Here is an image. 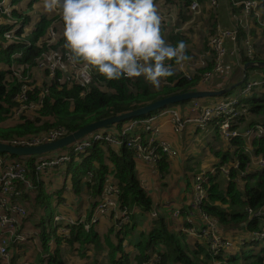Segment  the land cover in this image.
Returning a JSON list of instances; mask_svg holds the SVG:
<instances>
[{"label": "trees", "instance_id": "1", "mask_svg": "<svg viewBox=\"0 0 264 264\" xmlns=\"http://www.w3.org/2000/svg\"><path fill=\"white\" fill-rule=\"evenodd\" d=\"M24 0H12V5L16 9L21 7ZM36 2L39 0H32L30 2ZM172 2L173 0H167ZM246 1H258L261 0H227L228 5L231 7L232 15H241L243 12V5L235 6V3H243ZM204 0H199L200 6H203ZM262 6H264V0H262ZM190 0H184V5L188 7L190 13L191 7ZM261 6V8H262ZM13 10L11 19L7 16H3V21L12 20L20 23L21 29L16 33L15 42L7 44L5 35L13 27L10 25L0 26V123L4 122L13 114V110L19 107L16 98L22 93V83L18 78L14 76L13 69L20 70L24 68V73L29 72L36 67L38 58L45 52L50 50H58L60 48L66 50L65 40L60 39L57 45H49L46 37L48 30L56 22V18L47 17L43 14L37 24H34V29L27 36L25 30L29 29L33 24L34 18L31 14H20L19 11ZM231 14V12L229 11ZM191 14V13H190ZM219 17V9L217 13ZM186 21L187 19L184 18ZM256 20V19H255ZM217 22V23H216ZM222 24V20L213 22V32L210 37H218L216 33V27L219 23ZM215 28V31H214ZM228 28V27H225ZM161 34L165 29L161 28ZM227 30V29H224ZM177 29H173L169 35L170 45L175 46L179 41H184L187 46L186 40L181 35V31L175 32ZM252 35V33H251ZM248 36L244 32V29L238 26L237 30V45H232V50H236V55H233L240 65H246L248 63L264 62V57H260L261 53H255L253 56H247L246 44ZM225 42L228 44L227 40ZM226 45V44H225ZM230 45V46H231ZM254 45V44H253ZM256 49L257 46L255 45ZM69 50V49H68ZM211 54L204 57V67L196 69L199 73L196 77H192L188 80L186 77L176 75L164 79L166 86L161 89L153 88L151 84L141 78H132L120 80L107 81L95 69H91L92 83L86 87L81 86H57L54 84L49 87L48 84L42 88H36L34 91L27 94V103H41V107L36 111L37 117L35 120H30L26 115L21 116V123L15 127H0V143L10 144L17 139H28L40 137L43 133L62 131L65 136L79 131L80 129L103 119L122 115L125 113L133 112L137 109L155 103L161 99L187 93L192 90H197L200 80L207 74L212 75V80L215 81L217 75L221 76L216 71V58L217 53L214 46H210ZM17 54H21V57H16ZM186 56L189 54L188 49L185 47ZM81 63L82 62H78ZM175 63L172 62L171 66ZM261 72L264 75V69H248L247 75L250 72ZM247 77V76H246ZM264 80V78H261ZM237 84V83H236ZM227 88L233 86V84L226 85ZM248 86L247 78L238 87L241 90L238 98L240 103L245 106L246 113L239 119L238 128L240 131L245 129H254L257 126H263L264 122L259 123V120H264V84L261 87H256L250 92L245 93ZM261 91H259V90ZM47 91L43 96L42 93ZM235 90V89H234ZM223 96V98H230L232 92ZM222 97L214 98L219 102ZM193 101L183 102L176 106L187 107L192 106ZM174 107V106H173ZM163 108L150 115L134 118L129 121L116 125L114 130H121L124 125L136 121L143 120L154 114H159L165 111ZM168 109V107H167ZM52 121V122H51ZM40 124V125H39ZM217 129L218 126L214 124ZM245 127V129H244ZM142 129L139 128L133 133L126 136L129 139L138 133H141ZM146 135H144L145 138ZM247 140L245 138H236L230 147L234 150H227L222 155V162H232L235 158H238L240 164L238 169H231L230 181L227 186L223 185L222 180L218 177V182H215V178L211 176L210 185L208 186L209 200L205 203L203 209L212 218H218L221 224L225 227V230H233L236 226H240L243 223L248 222L251 231H259L257 228L259 224L257 219L250 220L247 209H252L255 212L264 209V170L259 171L256 174L249 175L246 178L244 189L241 190L237 183L236 178L239 176L240 171H246L247 166L251 163V157L246 153ZM254 154L262 156L264 158V136L256 139L253 142ZM8 155L0 154V157H7ZM14 161H21L27 165L26 168V180H29L33 186L32 189L26 191L23 195V202L28 210L26 221L34 219L36 227L41 232V241L43 243L44 254L47 257L42 258L38 256V262L40 264H67L68 259H64V253L61 249V243L63 238L58 237L57 230L51 226L53 222L52 211V196L48 194V189L45 186V179L38 176L36 173V159L35 158H23L8 156ZM109 164H107V161ZM66 174L70 176L71 182L77 192H80L81 185L88 177V173L92 172L93 178L86 182V185L90 191H92L93 197H97L102 194L104 185L108 179V174L113 173L114 179L120 189V203L122 206L138 205L145 212H150L153 207V202L149 195L141 187L137 178L136 163H135V151L129 148L127 145H122L120 148H115L108 144V142H101L94 144L86 154L80 156L79 161L70 162L65 166ZM161 172L167 173L168 163L167 156L163 155L162 161L159 164ZM60 169V168H59ZM72 169V170H71ZM71 170V172H70ZM19 181V180H18ZM62 191H58V195ZM95 205H93L94 207ZM96 208V206H95ZM93 208V210L95 209ZM45 210V217L41 219L39 217L40 210ZM93 212V211H92ZM92 212L89 213L91 217ZM31 216V217H30ZM49 216V219H48ZM252 222V223H251ZM111 228L109 233L113 235L116 231V225ZM242 227L241 229H243ZM130 225H125L124 229L115 233L113 238L107 237L106 243L108 245V255L110 264H131L132 260L137 264H144L152 257V253H158L161 258L160 264H210L213 261H224L222 256L213 257L210 252L209 246L200 242H194L193 245L183 242V235L178 233H171L164 221L163 217L156 220L154 227L146 235L143 241H140L135 247L138 249L139 254L132 258L130 255L123 251V243L130 236ZM55 239L56 247L52 250L50 242ZM114 239V241H113ZM70 247L74 248L76 244H79V254H86L92 247L96 250L101 247V238L99 234L92 228L86 231L83 226L73 227L71 230V239L67 240ZM182 244L186 245L183 248ZM239 244V243H238ZM257 248L258 245H262L261 242H254L249 244ZM163 247V248H159ZM11 251V248H9ZM163 251V252H160ZM12 252V251H11ZM261 254L254 255V251L248 253L247 258L253 259L252 264H264V248L260 252ZM84 257V256H82ZM202 257V258H201ZM204 257V258H203ZM238 258H232L227 261L228 264H235Z\"/></svg>", "mask_w": 264, "mask_h": 264}, {"label": "built area", "instance_id": "2", "mask_svg": "<svg viewBox=\"0 0 264 264\" xmlns=\"http://www.w3.org/2000/svg\"><path fill=\"white\" fill-rule=\"evenodd\" d=\"M213 3H217L218 0H211ZM191 7L190 13L199 11V0H190ZM243 5V12L239 15H231L235 20H240L245 24L242 28L248 36L246 44L247 56H253L256 51H261L260 49L264 46L263 42L252 43L251 33L253 27L248 24L251 21L257 20L260 16L262 3L258 1H246L243 3H235V6ZM264 6H262L263 9ZM12 5V0H0V26L10 25L13 28L6 33L5 38L7 44H12L15 42L16 33L21 29L20 23L12 20L3 21V16H7L11 19V14L15 10ZM264 11V9H263ZM26 14H30L26 12ZM256 19V20H255ZM262 25V24H260ZM224 30V29H223ZM237 30L238 26H234L231 30L232 32L226 31L224 38H228L234 46L237 44ZM49 31L54 33V29L50 28L48 30L47 37L49 36ZM223 31V32H224ZM56 34V32H55ZM218 34L220 32L218 31ZM220 37V35H218ZM219 37L212 41V45L217 53L218 57H224L227 53L225 41L221 43ZM47 40L49 45H55L59 41V36L55 39L54 44L52 41ZM257 46L255 49L254 46ZM227 50H229L227 48ZM62 53L63 55H60ZM230 55H236V50L233 49ZM61 56V57H60ZM71 51L66 49L50 50L43 53L37 60V67L43 72V76L46 77V71H49V79L46 83L41 84L38 88L44 87L48 84L49 87L56 84L57 86H81L86 87L92 83V70L91 68L87 72V76L81 71L82 64L80 67L75 65L71 59ZM16 57H21V54H17ZM67 64L72 68L77 69L76 73H70ZM46 67V68H45ZM45 68V69H43ZM216 68V67H215ZM219 68V65H218ZM218 69L216 68V71ZM14 76L18 78L19 82L22 83V93L17 96L16 99H25L27 103V94L34 91L36 88L33 86V82L29 74L24 73V68L20 70L13 69ZM218 73V72H217ZM224 73H221L223 76ZM207 74L205 77H207ZM220 76V75H219ZM189 80L190 77H187ZM264 84V80L260 79L248 83L245 93L250 92L256 87H260ZM42 93V96L46 93ZM202 100H194L193 105L190 109H182L183 112L189 111L185 116L176 108L165 109V111L149 116L143 120H136L130 122L123 126L121 130H102L94 132L82 140L76 142L71 147L64 149L65 151L61 155H46L42 157H37L36 159V173L38 176L42 177V174L50 170H55L57 168H64L68 163L72 161H79L80 156L86 154L88 150L96 143L108 142V144L116 147H121L122 145H127L129 148L135 151V158L139 161L149 163L159 167L162 161L163 155L168 158H174L178 156L177 151L173 147L172 143L165 141L161 137L163 126L166 120L169 119L172 123L173 130L175 134H181L189 125H192L195 130H204L211 124H216L218 126V132L220 137L231 144L236 138H245L249 143L246 147V153L252 158L256 157L258 159V166L264 169V158L262 156H257L254 154V149L251 144L254 140L264 136V127L257 126L254 129H247L245 131H240L239 119L246 113L247 108L240 103L238 97L235 98H223L218 100L219 102L212 103H202ZM28 105V103H27ZM34 105V103L29 104ZM41 107V103H39ZM39 107V108H40ZM141 128L142 132L136 134L135 136L126 139V136L133 133L137 129ZM144 135L145 138H144ZM65 136L62 131L49 132L47 135L42 137H37L32 140L28 139H17L14 140L12 145L14 146H37L44 143L55 142ZM78 158V159H77ZM240 164L239 159L234 162V168L238 169ZM251 164V163H250ZM249 165V164H248ZM26 168L27 165L21 161H14L7 157H0V264H12L11 260V245H19L26 243L29 238L33 236V233L27 232L24 229V223L28 215L27 207L23 202V195L26 191L33 188L31 182L26 180ZM214 168L210 173L209 169H202L193 179V206L197 208L202 213V218L204 220L205 226L191 227L186 230L188 236L193 237L195 241L205 242L213 257L222 256L233 246L232 242L222 235L216 229V223L212 221L208 214L204 211L203 207L209 200L208 186L210 185L211 176H216L218 173H222L226 178L231 174V166L229 163L221 164L218 166H213ZM210 168V169H211ZM249 166H247L244 173L248 174ZM243 173V174H244ZM90 176L92 173L89 174ZM19 180V181H18ZM112 182H108L105 190L103 191L101 200L98 202L92 217L87 221L85 218L72 220L63 215L55 214L53 216L54 227L57 231H61V234L65 238H69L71 235V230L73 227L83 226L86 231L97 227L100 218L105 216H113L116 224V231L120 232L124 229V226L129 222V216L131 212L127 206H122L119 200L120 189L114 186ZM249 214V219H257L259 224L264 222V209L255 212L252 209H247ZM179 211L175 213L174 216H178ZM158 212H153V217H157ZM190 222L192 220L190 219ZM215 223V225H214ZM60 225L62 227H60ZM34 235L39 237V233L35 231ZM264 231H252L251 238L248 242L241 241L239 247H245L247 244H252L254 242L264 243ZM52 244H55V239H52ZM161 261L160 256L156 254L152 255L149 261L144 264H159ZM22 264H31L29 262H24Z\"/></svg>", "mask_w": 264, "mask_h": 264}, {"label": "crops", "instance_id": "3", "mask_svg": "<svg viewBox=\"0 0 264 264\" xmlns=\"http://www.w3.org/2000/svg\"><path fill=\"white\" fill-rule=\"evenodd\" d=\"M223 1H224L223 6L219 7L220 22L222 20L221 25L229 28V26H231L229 7L226 6L228 5L227 1L226 0H223ZM224 8H227L228 13L227 11L226 12L222 11ZM36 14H37V10L34 12V14H31V15L36 17ZM253 36L255 35H252V37ZM252 37H251V41L253 44L255 42L256 43L258 42V44L259 42H263V39L260 41L256 40L255 42H253ZM227 42L229 43L227 44L225 42L226 47L229 49V52H231L232 43L228 40ZM231 56L234 57L233 55ZM243 66L244 65H242V67ZM234 67L243 72L242 68L237 67V66H234ZM232 75L234 76V73ZM218 77H221V79H224V77L222 76H218ZM215 82H216V79L213 83ZM228 83L229 82H226L224 84L219 83L217 85H214V87L219 89L220 87L224 85L225 86L229 85ZM207 103H211V102H207ZM263 122L264 120L262 119L259 120V123H261V125H263L262 124ZM213 125L214 124L209 125V127H207L206 129L202 131L210 132L211 136L214 135V133L219 134L217 127L214 125V128H213ZM195 132L196 130L194 127H187L181 134L177 135L175 134L173 130L171 121L169 119L166 120V123L163 126L161 137H163L165 141L172 143L173 147L178 153L177 157H174V158L167 157V163H168L167 171L168 172L166 174L161 172L159 167L149 164V163H145L143 161H139L135 158L137 178L139 180L141 187L151 198L153 202V207L150 212H145L138 205H131L130 207L127 206L131 212V216H129L130 219H129V222H127V225H130V227L131 228L133 227V229L130 234L131 236L127 237V240L125 241V243H123L122 248H123V251L127 253L128 255H130L132 258L133 257L135 258L139 253L138 249L135 246L140 241H143L145 239L146 235L149 234L150 230L154 227L156 220H158L160 217L164 218V221L168 227L169 232L178 233V234L183 235L184 242H185L184 240L185 238L191 239V242H192L191 245H193L194 242H197L195 241L193 237H190L187 235L186 230L190 229L191 227H194L195 225L205 226V223L202 218V213L197 208H194L193 206V180H190L188 176L184 175L185 169L188 168L184 166V162H185L184 160L190 161V163H195V165H198V164L202 165V163H200V158L196 155L192 157V159H190L188 155H185V159H184V156L182 157L179 156L185 147L183 143H180L181 140H187V139L194 138L195 142H197L198 137L195 136ZM205 141L206 140L203 138H201L200 140V142H205ZM253 142L251 144L252 148H253ZM220 144H223L226 147V149L222 151L221 153H218L217 155L218 157H221V161L218 163V166L223 164L222 155L231 148L230 144L224 141L219 135L218 146ZM247 146H249L248 142H247ZM115 148L118 149L120 147L115 146ZM237 159L238 158H235L232 162H226V163L230 164L231 169H235L234 162ZM106 161H107V164L110 165L109 161L108 160ZM251 164H252V167L249 168L247 177L249 175L258 173L261 170H264L258 166V159L256 157L251 158ZM213 166L215 165L208 166L205 163V167H202V168L208 170ZM65 168L66 167L55 169V171L56 170L63 171L64 179L62 181H59L58 183L53 182L52 184L53 187L48 189V194L53 195L51 204H52V208L54 209V215L59 214L67 218H72V216H77L75 220L85 218L87 221H89V219L92 217L94 213L93 208H95V206H97L98 202L101 200L103 192L101 195L97 197H93L92 191L88 189L86 182L93 178V176L89 175L92 172L88 173L87 175L88 177H86L85 181L81 185L80 192H77L76 189L74 188L73 183L71 182L70 176L66 174ZM201 170L202 169H194L193 173L197 175ZM195 175L192 176L193 179ZM171 177L172 179H169ZM213 177L215 178L214 179L215 182L218 180V177L223 178L224 181L226 178L222 173H218L216 176H213ZM175 178H177V181ZM109 181L115 184L114 185L115 187H118L117 182L114 179L113 173H109L108 179L106 181V184L104 185L103 191L105 190L107 183ZM172 181L175 182L176 186L175 184L172 183L167 193L165 194L164 191L167 188V183L172 182ZM245 183H246V179L244 183L238 185L241 190L244 189ZM223 185L226 187L225 184ZM58 191H62L60 195H58ZM85 191L89 193L87 197H85V194H84ZM88 200H91V206L89 205ZM93 205L95 206L93 207ZM75 209L79 211L78 214L75 212ZM154 211L158 212L157 217H153ZM177 211H179L180 214L178 216H174ZM90 212H92L91 217H89ZM75 213L77 215H75ZM142 214L143 216H141ZM144 215H146L147 218H145ZM39 217H41V219L45 217V210L42 209L39 211V216L37 215L36 219H38ZM209 218L216 223V225L215 223L214 225L216 226V229L219 232V234L222 235L224 238L230 240L233 244V246L223 255L224 256L223 258H225L226 262L232 258H238L236 260V263H237V261L239 260L238 254L242 252L245 248V247H239L238 243H240L243 240L248 242L251 238L252 231L249 232L251 230L249 228V224L246 222L240 226H236V228H232L233 230L226 231L225 227L221 224L218 218H215V217L211 218L210 216ZM145 219H148V221H145ZM190 219L192 220V222H190ZM33 223L34 224L32 225H35V226L37 225L35 224V222ZM108 223H111V225L114 226V218L109 217V216L101 217L99 224L96 225L97 227L94 228V231L97 234H99L101 240L104 239L103 235L107 233L105 232V226ZM32 225L28 223V220L25 221L24 223V229H26L27 232L33 233V236L29 238V240L26 243L15 245V246L11 245L12 264H22L24 262H29L31 264H40L37 260L38 256H41L42 258L47 257V255L44 254L45 251L43 249V243L41 241L42 240L41 232L37 227L32 226ZM60 227L62 226L60 225ZM242 227L244 228L241 229ZM35 231L39 233V237H37V235H34V233H36ZM233 232L238 235L245 233L247 236H249V240H246V238L243 237L240 240H238L236 243H234V240L231 237V233ZM57 235L58 237L63 238V241L61 243V249L64 253V259L66 258L68 259L67 264H90L92 262L91 260H93L92 257L97 256L95 254L96 250L93 247L86 254L80 256L79 250H78L80 249L79 244H76L74 248H71L69 242H67V240L71 239V235L69 236V238H65L61 234V231H57ZM200 243H202L204 247L207 246L205 242H200ZM104 245H105V242H104ZM50 246L53 250L56 247V242L55 244H52V242H50ZM263 248H264V245L263 246L258 245L257 248H255L254 246H251L248 252L245 253V256L243 257L242 259L243 261L241 264H252L253 259L247 258L248 253L250 251H254V255H258V254H261L260 252L262 251ZM104 251H106V249ZM160 252H163V251H160ZM153 254L159 255L156 252H153ZM104 258H106V253L104 254ZM218 262L220 261L218 260ZM131 264H137V263H135V261L132 260Z\"/></svg>", "mask_w": 264, "mask_h": 264}, {"label": "rangeland", "instance_id": "4", "mask_svg": "<svg viewBox=\"0 0 264 264\" xmlns=\"http://www.w3.org/2000/svg\"><path fill=\"white\" fill-rule=\"evenodd\" d=\"M30 1H32V0H24L21 4V7L20 8L18 7L16 9L17 11H19L20 14H22V13L26 14V12L34 14V12L37 10L36 17H34L31 20L33 24L30 26L29 29L25 30L27 36L30 34V32L33 31V29H34L33 25L38 23V21L40 20V18L43 14H46L47 17L57 19L56 22L54 23V25L51 27L54 29L56 34H55V32L52 33L51 31H49V36L46 37V39L52 41L53 44L55 42V39L58 36H59V39H63V37H64L63 36L64 25H63V20L61 17L60 10L55 9L52 11H48L45 8V0H39L36 2L35 1L30 2ZM261 2H262V0H261ZM154 3L156 6V9H157V13H158L160 20H161L160 29L161 28L165 29L164 33L161 35H162L163 39L166 41V43L170 44V40L168 38H169V35L171 34V31L174 28L177 29V31H181V35L184 37V39L186 40V43H187L186 48L189 51V54L187 55L188 59L183 61L179 65L175 64L174 66H172L173 72L176 75H180V77H182V76H184L186 78L187 77H190V78L196 77L197 75H199V73L196 71V69L204 67V63H205L204 57L207 58V56H210V54H211L210 46L212 44V41L215 38H217L214 36L210 37V34L214 33L213 28H212L213 22L216 20L217 21L220 20V17H218L217 13H218L219 7L223 6L224 1L218 0V2L215 4L211 0H204L203 6L202 5L200 6L199 11L197 10L196 12H191V14L188 11V7L184 5V0H173L172 2H168L167 0H154ZM226 6L229 8L231 7L230 4L226 5ZM263 9L261 8L260 16L257 17L256 22L253 20L248 24L249 26L253 27L252 35H255L253 37L251 35L253 42H255L256 40L260 41L262 39L264 41V11H263ZM220 11H221V9H220ZM222 11L223 12L227 11V13H228L227 8H224ZM184 18H186L187 20L185 21ZM230 20H231L230 21L231 26H229V28H225L219 22H218L219 23L218 26L216 27V29H217L216 33H218V31L220 32V34H219L220 37L219 36L218 37H219V40L221 41V43L228 39V38H224V34L226 33V31H224L223 29H227L228 32H232L231 30L233 29V27L235 25L240 26V27L245 26V24L242 23L240 20H235L231 14H230ZM260 24H262V25H260ZM177 31H175V32L177 33ZM214 31H215V28H214ZM58 42L59 41H57V43L55 45H57ZM260 50L261 51H256V53H261L260 57H264V46ZM226 51H227V53L224 57L216 58V68L218 69L217 72L220 74L224 73L222 76V77H224V79H221V77H218V75H217L216 82L213 83L214 81L212 80L211 74H209L207 77L204 76L202 78V80H200V83L198 85L199 87L197 88V90L219 91V89L227 88V86L224 85L218 89V88H215L214 85H217L219 83L224 84L226 82H229L228 84L238 85L243 80L244 70L242 72L239 69L234 67V66H237V67H240L243 69L242 65H240L238 62H236V59L230 55L232 51L229 52V50H227V48H226ZM60 55H63V54L60 53ZM168 63L171 64L172 62L170 61ZM75 65H77L79 67L81 66V65H78L76 63H75ZM218 65H219V68H218ZM45 68H43V69H45ZM67 68H68L70 73H76L77 72V69L72 68L68 64H67ZM233 73H234V76L232 75ZM46 74H47L46 77L43 76V72L37 67V65L35 68H33L29 72V76H30V78L33 82V86L35 88L39 87L41 84L46 83V80L49 79V71L48 70L46 71ZM246 78H247L248 83H251L253 81H257V80H260L261 78H264V75H262L261 72L252 71L247 75ZM164 86H166V84H165V81L162 80L161 85L158 89H161ZM241 90L242 89L236 88L232 92V94L229 96H231L232 98L238 97L239 94L241 93ZM257 90H259V89H257ZM259 91H261V90H259ZM16 101H17V103H19V107L12 111L13 114L10 115L7 120L0 123V127H3V128L15 127L16 125L21 123V116L23 114L26 115L27 118L30 120H35V117H37L36 111H38L40 109L39 108L40 105H38V103H34V105H29V104L27 105L26 100L25 99L23 100L22 98L16 99ZM214 101H216V100L214 98H212V99L202 100L201 102L202 103H207V102L212 103ZM173 108H176L177 110H179L183 114L191 113L189 111H185V112L182 111V109H190L191 110V106L180 107V106L174 105ZM173 108L168 107V109H173ZM189 127H193V126L189 125ZM213 128H214V125H213ZM48 133H43L40 137L47 135ZM195 136L198 137L197 142H195L194 138L187 139V140H181V142H180V143H183V145H185L182 153L179 155L180 157L184 156V159H185V155H188L190 157V159H192V157H194L196 155L200 158V163H202V165L201 164L195 165V163H190V161L184 160L185 161L184 166L188 167L187 169H185L184 175L188 176L190 178V180H193L192 176L195 175L193 173L194 169H204L202 167H205V163L208 166H212V165L218 166V163L221 161V157H218L217 155H218V153H221L222 151H224L226 149V147L223 144H220L218 146L219 134H217V133H214V135L211 136L210 132H206V131H202V130H196ZM201 138L205 139L206 141L200 142ZM230 149L234 150L233 147H231ZM64 152L65 151L62 150L59 152H54L51 155H61ZM181 159H183V158H181ZM77 161L78 160H76L75 162H77ZM248 166H249V168H251L252 164L249 163ZM213 169L214 168L209 169V173ZM71 170H70V172H71ZM243 173H244V171H240L239 176L236 178L235 182L237 183V185L245 182V179L247 178L248 174L247 173L243 174ZM42 176L45 178V186L47 189H50L51 187H53V185H52L53 182L58 183L59 181H62L64 179L63 171H57V170L56 171L55 170L47 171L46 173L42 174ZM229 177L225 178L226 183H225L223 178H219V179L222 180L223 184H225L227 186L228 182L230 181ZM169 179H172V177ZM175 179L177 181V178H175ZM218 180L216 182H218ZM172 183L175 184V182H173V181L167 183V188L164 191L165 194L167 193V191H168V189ZM175 186H176V184H175ZM84 194H85V197H87L89 193H87V191H85ZM88 201H89V205L91 206V200H88ZM51 209L53 211V216H54V209L53 208H51ZM75 212L77 214L79 213V211L77 209H75ZM76 213H75V215H77ZM141 216H143V214ZM76 217L77 216H72L71 219L74 221L76 219ZM109 217H113V216H109ZM144 217L147 218L146 215H144ZM48 219H49V216H48ZM145 221H148V219H145ZM33 222H35L34 219L33 220L30 218L28 219V223H30L31 225L34 224ZM35 224H36V222H35ZM50 225L54 227V222H51ZM114 225H116L115 220H114ZM32 226H35V225H32ZM112 227L115 228V226H112L111 223H108L105 226V232H107V233L103 235L104 239L101 240V247L99 249H96V252H95V254L97 256L92 257L93 260H91L92 262L90 264H110V259H109L108 251H107L108 245L106 243V238L111 237V239H112L113 236L115 235V233H113V235H111V233H108ZM257 228L264 231V222L258 224ZM231 237L234 240V243H236L238 240H240L243 237H245L246 240H249V236H247L245 233L238 235V234H235L233 232V233H231ZM184 240L186 243L191 245V243H192L191 239L185 238ZM104 242H105L106 246L104 245ZM182 246H183V248L186 247V245H184V244H182ZM159 248H163V247H159ZM249 248H251V246L249 244H247L245 246L244 250L238 254L239 260L237 261L236 264L242 263V261H243L242 259L245 256V253L248 252ZM105 249H106V251H104ZM105 253H106V258H104ZM156 256H158V255L156 254ZM135 263H137V262L135 261ZM178 264H180V263H178ZM210 264H228V263L226 261L225 262L224 261H222V262L213 261Z\"/></svg>", "mask_w": 264, "mask_h": 264}, {"label": "clouds", "instance_id": "5", "mask_svg": "<svg viewBox=\"0 0 264 264\" xmlns=\"http://www.w3.org/2000/svg\"><path fill=\"white\" fill-rule=\"evenodd\" d=\"M45 8L60 10L65 47L85 76L91 68L107 81L142 77L158 89L174 75L168 62L188 59L184 41L163 39L154 0H45Z\"/></svg>", "mask_w": 264, "mask_h": 264}, {"label": "water", "instance_id": "6", "mask_svg": "<svg viewBox=\"0 0 264 264\" xmlns=\"http://www.w3.org/2000/svg\"><path fill=\"white\" fill-rule=\"evenodd\" d=\"M264 69V62L248 63L243 66L244 77L240 84L230 88L219 89V91H201L192 90L184 94L161 99L155 103L137 109L130 113L112 116L96 123H92L79 131L63 137L55 142L44 143L37 146H14L12 144L0 143V154L23 158H37L52 154L54 152L62 151L71 147L76 142L82 140L84 137L102 130H112L120 123L129 121L134 118L144 117L151 113L157 112L163 108L174 106L183 102H190L194 100H207L212 98L223 97L230 93L235 88L242 85L247 76L248 69Z\"/></svg>", "mask_w": 264, "mask_h": 264}]
</instances>
